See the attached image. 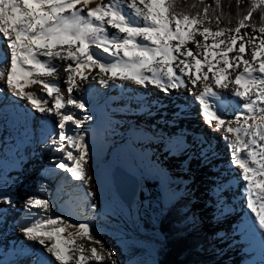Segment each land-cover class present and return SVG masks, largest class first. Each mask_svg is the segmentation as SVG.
<instances>
[{
    "label": "snow or ice",
    "instance_id": "1",
    "mask_svg": "<svg viewBox=\"0 0 264 264\" xmlns=\"http://www.w3.org/2000/svg\"><path fill=\"white\" fill-rule=\"evenodd\" d=\"M241 2L237 0V6ZM262 7L264 0H252L246 14L231 26L232 17L226 18L220 0L191 4L186 0H0V44L6 43L8 50V54L0 52V80L6 82L0 86V97L6 87L35 112L56 118L59 131L52 150L61 156L54 167L87 186L92 177L85 166L92 149L81 129L91 117L73 111L86 108L83 98L74 95L80 82L91 80L108 87L131 81L145 88L151 85L165 95L187 91L199 102L205 124L222 133L230 164L241 170L247 208L264 233V15L258 24L253 20ZM249 28L251 34L242 32ZM57 61L68 62L66 90L49 79H59ZM37 85L45 95L26 91ZM229 90L235 98L234 117L225 111L229 98L223 93ZM186 112L180 107L173 115L179 120L186 118ZM184 131L178 143H187L188 131ZM192 135L201 158L207 162L209 155L216 156L211 139ZM0 202L16 203L2 188ZM52 207L47 198L26 200L21 230L27 239L37 242L58 264L93 260L101 264L104 256L97 248L77 243V238H86L103 250L95 228L88 221L50 213ZM5 211L0 209V219ZM107 255L117 264L112 251ZM39 264L52 261L41 252Z\"/></svg>",
    "mask_w": 264,
    "mask_h": 264
},
{
    "label": "bare ground",
    "instance_id": "2",
    "mask_svg": "<svg viewBox=\"0 0 264 264\" xmlns=\"http://www.w3.org/2000/svg\"><path fill=\"white\" fill-rule=\"evenodd\" d=\"M110 32H115V30H110ZM0 40H2V36H0ZM0 52L6 53V49L5 47H3V45L0 46ZM56 63L59 66V79H56L54 77L49 78V79L53 83L60 84L61 87L66 90V85L64 84V80H66L68 73L64 72V67H65V64L68 62L57 61ZM95 71H98V70H95ZM5 84H6L5 81H2V80L0 81V86H5ZM133 85H136V84L132 83L131 81H124V82L117 81L115 86L110 84L106 88L100 85L99 83L90 80L87 83L80 82L81 90L75 91L74 95L78 97L85 96L84 94H82V90L88 89L89 87L93 89V92H95L96 94H99L98 92H102L103 96L105 97L106 95L111 94L109 91L111 90V86H112L114 88V91H116V88L119 89V92L117 93L115 92V95L119 94L122 99L123 98L125 99V98H129V96L133 94V90L128 89V87L130 88ZM136 90L138 92H135V93H137L136 95H138L140 98L139 102H135V105L137 106L136 108L137 109L138 107L142 108L144 112L146 111L148 113V115H151L152 113H154L156 116L159 117L160 121H162L163 124L159 125L157 123V124H153V127L147 128V127H144L143 125L142 126L138 125L132 119H129L126 123V126L120 127V130L118 133L113 132V129L110 127L111 124L108 127L107 132L105 131L103 133V137L107 145L106 147L107 150L106 152L101 154V152L92 149L90 153L91 162L87 165L88 174L92 176L93 180H95L97 184V188H98L99 197H100L99 199L103 204V206L98 211L88 212L89 211L88 205L91 204L90 203L91 200L89 196L87 195V192L89 190L87 186L82 185V183L78 181H72L71 183L66 184L67 180L65 179L64 174H63L64 172L62 170L54 167L52 169L53 174L51 175L49 172L50 167L46 168V165L44 163L41 164V162L37 161L35 164L39 165L40 171H36L35 169L34 173L36 176H38L41 179L39 184L44 185L46 184L45 182L47 181L48 182L59 181L63 185L61 191L70 197V201H75V209L79 213L78 220L71 219V218L70 219L76 222L88 221L90 225L94 227L95 230L97 231L98 233V236L96 237L97 239L101 240V237H102L101 231L103 230L104 227L110 228L112 230H118L119 232L121 231L123 233H127L126 231L128 230L130 224L133 227H136V225L140 223L139 222L140 221L139 220L140 209L144 207L145 205L152 204L154 202V199L156 198L164 199V194L167 192L168 187H170L172 184L175 185L176 183L175 182V183L169 184V182H166L167 178L164 179L163 174L166 175L167 170L163 169L164 165L162 166L161 164L158 163L159 157H156L153 154V152H149L151 149H149L150 147L147 143L138 142L139 143L138 145V144L131 142V138L128 137L126 138L127 140V143L125 144L126 146H122V143L119 139L125 136H128V133L126 132V130L128 128H132V132L134 135H138V137L147 136V138H149L151 141L154 142L155 146L156 145H158V147L161 146L163 148L162 150L164 151L167 150V152H170V155L176 154V157H175L176 161H179L180 164H183V165L186 164V168L183 167L185 168V170L187 169L189 170L190 169L189 165H191V167L193 168L192 171H194V174H195L194 178L198 176V173H201V169H203L204 165L207 166L206 164L212 163L211 164L212 166H210L209 169H211L214 172L213 178H215L216 180L215 182L219 181L217 182L219 184H215V183L210 184L209 186L210 190L209 189L208 190L211 193H209V197L212 198L213 196L212 194H214V196L216 195L215 200L205 199V202H208L209 206L214 205V207L217 206L218 208H221V209L223 207L226 208L225 211H221L218 213L219 214L218 220L220 219V220L226 221L229 218H233V220H235V224H233L234 231H235L234 235L236 236V235L241 234V236H244L243 242L247 244L248 246L247 250L250 256L248 264H264V240L261 239V236L264 235V233H262L258 228V224L255 220V214L252 213L251 210L247 208V199H246V196L243 195V190L245 188V182H243L239 178L241 170L238 168H235V166L230 164V149L227 143L221 138L222 133L214 132L211 128H209L208 125L205 124L203 117L201 115V109H200L199 102L195 100L194 96L191 95L192 97L191 99L193 100L189 101L188 99H185L182 96H179L176 91H173L168 95H165V93L155 89L151 85H149L146 88L140 85H136ZM26 91H34V92L39 93L40 95H45L42 89L40 88V86L38 85L33 86L32 88L26 89ZM153 91H157L158 94H155ZM8 92L11 93L5 87L2 97H5ZM227 92L228 94H230L229 98H234L232 96L231 90L226 91L225 93ZM65 95H66V91H65ZM144 98H149L150 100H152L153 105L148 107L142 104ZM19 101H21L20 103L21 105L23 104V106H26V103H24L25 101L23 100H19ZM116 103H119V102H116ZM183 105L184 107L188 109L187 111H189V113L186 112V118H183V119L181 118L177 120L176 117L173 115V113L176 112L178 108L182 107ZM191 105L194 106L195 108L194 107L192 108ZM197 105H198V108H197ZM130 106L132 107L134 106V104H131ZM120 107H118V109H120ZM126 108H128V104L125 105V109ZM73 111H75L76 115L79 117L84 113V111H80V110H73ZM225 111H227L229 115L233 117L236 114V111L232 110L231 107L229 106H226ZM12 113L15 115V117H18V119L22 121L23 117L20 115L19 112L12 110ZM5 115H6V111H2L0 109V120L5 118L6 117ZM32 117H33L32 123L33 122L36 123L34 126L36 125L41 126V129H42L40 131L41 133L45 131L43 130L45 127H48L49 125L53 124L52 121L56 122V118L54 116H47V119H46L44 116H42L41 114H38L37 112H34V115ZM122 117H126V116L121 115L118 118L115 117L114 119H111V120L118 122L119 118H122ZM150 121H153V120L149 118V122ZM4 128H6L5 130L8 131V133L11 136H14V135L16 136L17 147H19L18 136L13 131V125L10 123L9 119H7L6 125L2 126L0 124V129H4ZM202 128H203V131H201ZM21 129L22 131L25 132L26 136L29 138L30 141L32 140L33 137H35L34 130H33L34 131L33 135H30V131L27 130L28 128L25 125H22ZM135 129H138L139 131H136ZM185 129H187L188 131L187 143L186 144L178 143V141L182 140L185 137V131H184ZM207 129L210 132H208ZM81 130L85 131L84 125L82 126ZM81 130H78V131H81ZM205 131H207V133ZM148 133L150 134L147 135ZM212 133L218 134V137H216V140L218 142L220 141V143L222 144L221 146L225 147L226 152H221L219 149H217L218 147L217 142L212 141V143L214 145L216 144L217 146L216 147L217 154L215 157L209 155L208 160L206 162L200 156V148L197 146H194V139H193V135L191 136V134L201 135V136L208 137L211 140H215V138H213L212 136ZM8 139H10L9 135H8ZM56 139L57 137L54 135L51 138H48L47 136L42 137L41 147L34 145V148L32 146L28 148L29 157L33 158L35 154V156L38 155L39 157L38 159L41 160L43 156L48 153L46 151H49V154L51 157L56 156V154H60V153H57L51 150V148H53V141ZM12 143L13 142H11L10 140H7L6 142L7 147L10 149V151L12 150V147L14 146V144ZM128 143L131 144L130 149H129V146H127ZM50 146L52 147L50 148ZM146 148L149 150L148 152L144 151V149ZM129 151L133 153V155L137 154L136 156L142 155L143 157L141 158L139 156V158H141L143 163H140L138 159L132 160V157L128 154ZM41 152H43V154H41ZM9 159H8V162H10V164H16L21 161V157L18 154V149H17L16 157H14V161L13 162L9 161ZM5 161L7 164L6 166L7 168L15 167L13 165H10L7 162L6 158L4 156L2 157V155L0 154V166ZM114 165H118L121 168L124 167L125 168V169L123 168L124 170L127 169L129 172L134 173L139 178L137 176L136 177L141 180V184L139 180L138 193L133 203H131L133 206L130 205L132 207L130 208L129 212H126L123 210L121 206L122 204H120L115 193H113L114 191L111 188L110 182L108 180L109 172L113 168ZM194 167L198 168L196 172H195ZM14 169L15 168L9 169V171H14ZM146 169H150V170L154 169L160 172L159 174H157L156 173L157 171L149 170L148 172ZM40 172L43 173L42 177L40 176ZM8 175L12 176L11 174H8ZM204 178L202 179L204 182H206V179ZM227 184H229V187H226ZM50 185L52 186L53 184L50 183ZM37 186L39 185H36V183H31V185L28 186L27 189L31 188L32 194L34 192V194H38L39 196L40 193L39 191H37L39 187ZM74 186H76L77 191H74V188H72ZM224 189L225 190L228 189V192L230 191V193H228L230 194L229 198H232V201L235 202L233 205H231V207L229 205L228 206L225 205V201H224L225 194L223 192ZM51 191L52 189L49 190L47 193L43 192L42 194H40V196L41 197H43V195L46 196V198L53 205V207L50 209V213H55V208H54L55 200H53L51 197L52 196ZM31 196H29L26 192L23 194L19 193L18 195L15 196V199H14V201L16 202L15 207L16 209H18L17 210L18 212L16 216H12V219H8L7 222H9L10 226H12L11 225L12 220L14 222L17 219H23L20 221L21 224L25 222V219H26L25 202ZM16 199H19V200H16ZM108 199L110 201H108ZM229 204H231V201ZM5 206L13 207L10 204L0 202V209ZM91 206L93 207V204H91ZM228 207H230L231 209ZM206 208H207V205H206ZM33 211L36 212L39 210L33 209ZM236 220L238 221L236 222ZM139 225H141V223ZM9 229L12 230L11 236L5 234L4 229L0 227V241H3V242H0V247L12 245L13 242L17 240L18 241L25 240V242H28L34 246V254H31V257H33V255L35 254H41V252H44L42 247L37 242L29 241L27 237L24 235V233L21 232L22 230L19 231L17 229H13L12 227ZM141 234L139 235V237L138 236L136 237V242L139 244L145 243L144 242L145 239H148V238L152 239L153 237V236L141 237ZM87 244L88 242L85 245L86 247H87ZM88 245H90L91 247L92 244L90 243ZM108 251L109 249H107V252ZM220 253H222L221 250H220ZM45 257L46 259L51 260L52 264H58V262L55 261L54 257H52L50 253L47 252V255L45 254ZM148 257H151L149 253H148ZM228 260L230 259L228 258ZM110 262L107 261V259L106 260L104 259L101 262V264H109ZM147 263L154 264V259L153 258L152 259L143 258L141 260L132 261L129 264H147ZM91 264H97V262L93 260L91 261Z\"/></svg>",
    "mask_w": 264,
    "mask_h": 264
},
{
    "label": "rangeland",
    "instance_id": "3",
    "mask_svg": "<svg viewBox=\"0 0 264 264\" xmlns=\"http://www.w3.org/2000/svg\"><path fill=\"white\" fill-rule=\"evenodd\" d=\"M244 31H247L248 33L251 34V29H242V32H244ZM2 39H3V37H2ZM198 39H201V38H198ZM209 43H211V40L209 41ZM2 45L6 49V54H8L6 43L0 44V46H2ZM189 47H194V45H189ZM94 72H95V70H94ZM86 74L91 76L93 73L88 72ZM128 89L133 90V94H131L128 99H123V100L121 99V103H122V101H124L126 104L129 105L128 108L125 111H123L122 115H125V116L131 115V116L120 118L119 119L120 123L118 122V124L120 126L121 125L125 126L127 121L129 119H132L136 124L141 125V126L143 125L144 127H147V128H151V127H153V124H157V123L159 125H162L163 122L160 121L159 117L156 116L154 113H152L151 115H148V113L146 111L144 112L142 108H139V107H138V109L136 108L137 106L135 105V102H139V100H140L139 96L136 95L137 93H135V92H138L136 90V85H133L130 88L128 87ZM80 90H81V88H80ZM153 92L155 94H158L157 91H153ZM177 93L179 96H182L183 98L188 99L189 101L193 100V99H191L192 98L191 95L183 89ZM8 96H9V92H8V95L0 98V100H1L0 103L7 102L12 97L11 95L9 97ZM131 103L134 104V106L131 107L130 106ZM142 104H144L148 107L153 105L152 100H150L149 98H144ZM182 107H184V105ZM191 107L193 108L194 106L191 105ZM187 112L189 113V111H187ZM132 115H134L135 117H133ZM149 118H151L153 121L149 122ZM52 123L55 127L56 122L52 121ZM55 128H56V131H53L54 133L52 134V136L54 135L57 137L59 129L57 127H55ZM33 129H36V128L32 127L31 131ZM135 130L139 131L138 129H135ZM140 131H142V130H140ZM148 131H150V130H148ZM201 131H203V128L201 129ZM207 131H208V129H207ZM207 131H205V132L207 133ZM208 132H210V131H208ZM150 133H148L147 135H149ZM37 135H39V134H37ZM191 136H192V134H191ZM212 136H213V138H215V140H212V141L217 142L218 147L215 144L217 149H219L221 152H226L225 147L221 146L222 144L220 143V141L218 142L216 140V137H218V134L212 133ZM0 137H2L0 140V154L2 155V157L4 156L6 158V157H8V155L5 153L6 148L4 147L3 143L6 140L7 132L4 129H0ZM53 138H55V137H53ZM35 140H36V142H35L36 146L41 147V145H39L40 143L36 137H34V141ZM149 140L150 139L147 137H142V139H139L138 142L139 143L145 142L149 145V147H150L149 149H151L152 151L151 150L149 151L147 148L144 149V151L145 152L146 151L147 152L148 151L153 152V154L156 157H159L158 163L161 164L162 166L164 165L163 169L167 170V174L170 176V178L173 179L174 183L176 182L175 185L172 184L170 187H168L167 192L164 194V199L163 198H159V199L156 198V199H154V202L152 204L145 205L144 207H142L140 209V211H139V214H140L139 220L140 221L139 222L141 223V225H139L140 224L139 223L138 225H136V227H133L130 224L129 228H128L129 231L128 230L126 231L127 233H123L121 231L119 232L118 230H112L110 228L104 227L103 230L101 231V233H102L101 241L104 245L103 250H101L100 245L93 244L90 241H88L86 238H84V239L77 238V243L83 244V245H86L87 242H88V244L91 243L92 244L91 247L88 244H87V247L86 246L85 247L89 248V249L92 247L97 248V251H99L100 255L104 256V259L105 260L107 259V261L110 262L111 259H109L108 255H107V249H109L110 251H112L114 253V256L112 257V259H115L117 264H129L132 261L141 260L143 258H146V259H152L153 258L154 259L155 258L154 247L158 242H160L161 238H160V236H158L157 230H155V229L151 232L145 231L142 227V221L145 219H148L150 221L151 225L155 226L157 221H158L160 214L167 208V206L171 202H174L176 200V198H178V196L181 195V193L187 192L191 196L192 208H193V206H197V208L193 209V210H194V214H196L198 216V219L200 220L202 231L206 232L208 234L210 233L212 235V240L216 246V248H215L216 253L214 255L221 256L220 254H217L218 251L221 250V252L223 254L222 257L227 259L228 264H245V262H246V264H248L250 256H249V253L247 250L248 246H247V244H245L243 242L244 236H241V234L236 235V236L234 235L235 231H234V225L233 224H235V220H233V218H229L226 221L220 220V219L218 220V217H219L218 213L221 211H225L226 208L223 207L221 209V208H218L217 206L214 207V205L209 206L208 202H205V199L206 200H209V199L215 200L216 195L214 196V194H212L213 195L212 198L209 197V193H211L209 191L210 190L209 189L210 184H214V183L219 184V183H217L219 181L215 182L216 180H215V178H213L214 172L211 169H209V167L212 166L211 165L212 163L206 164L207 166L204 165L203 169H201V173H198V176L194 178L195 174H194V171H192L193 168L191 167V165H189V167H190L189 170L188 169L185 170L186 164L183 165V164H180L179 161H176V159H175L176 154L170 155V152H167V150L166 151L162 150L163 148L161 146H159L160 150L158 151L156 148V146H158V145L155 146L154 143L149 142ZM120 141L122 142V138ZM139 143H135V144L139 145ZM50 145H51V143H50ZM123 146H125V145H123ZM51 147L52 146H50V148ZM52 149L53 148H51V150ZM15 150L17 151V147L15 148ZM46 152H48V153L45 154L41 160L38 159L39 158L38 155L35 156V154H34L33 158H28V160L26 162L27 166H26V164H24V165L22 164V165H19L18 167L7 168L6 167L7 166L6 161L1 164V166H0V187L4 190V192L6 194L10 195L13 200L15 199V196L18 195L19 193L23 194L25 192L29 196L32 195L31 197L46 198L44 196L41 197L40 194L43 192V190L47 191L49 189L50 190L52 189L49 187V186H51L50 185L51 181L45 182L46 184H44V185L39 184L41 179L35 175L34 170L36 169V171H40V169H39V165H36L35 163L38 161V162H41V164L44 163L46 165V168L50 167L49 172L52 175L53 174L52 169L54 168L55 161L57 159H59L61 156V154H56V156L51 157L49 154V151H46ZM41 154H43V152H41ZM128 154L132 157V160L138 159L140 163H143L141 160V158L143 157L142 155L136 156L137 154L133 155V153H131L130 151ZM139 156L141 158H139ZM6 160H7V158H6ZM142 166H143V164H142ZM85 167H86V171L88 173L87 165ZM183 167H185V168H183ZM12 168H15L14 171H9V169H12ZM145 168H147V167H145ZM194 169H195V172H196V170H198V168H195V167H194ZM146 170L149 172L150 169H146ZM150 171H157L156 172L157 174H159V172H160V171L154 170V169L150 170ZM7 174H11L12 176H9V175L7 176ZM176 174L177 175L180 174V175L177 176ZM132 175H135V174L132 173ZM40 176L42 177L43 173L40 172ZM89 176H91V175H89ZM135 176H137V175H135ZM164 176H165V174H163V177ZM65 177H66V180L68 182H71L72 179L68 174H66ZM202 178L206 179V182H204ZM164 179H166V178H164ZM139 180L140 179H138V181ZM31 183H36V185H39V186H37V187H39L37 189V191H39V192L41 191L39 196H38V194H34V192H33V194H34L33 195L31 188L27 189V187L30 186ZM140 184H141V180H140ZM226 187H229V184H227ZM87 188L89 189L88 191H91L93 193V195L89 196V198L91 200L90 203L93 204V207L91 206V204L88 205V210H89L88 212L98 211L103 206V204L99 199L100 197H99L98 188H97V184H96L95 180L92 179L89 182V184L87 185ZM37 191H36V193H37ZM223 192L225 194V198H224L225 205H227V206L229 205L231 207V205H233L235 202L232 201V198H229L230 194H228V193H230V191L228 192V189H226V190L224 189ZM85 194H86V192H85ZM108 201H110V200L108 199ZM230 201H231V204H229ZM206 205H207V208H206ZM12 206L13 207H6L5 206V207L1 208L2 210H6L3 213L2 219H0V227H2L4 230L9 229V227H10V226H8V223H9V222H7L8 219H12V216H16V214L18 212L17 211L18 209H16V207H15L16 204H14ZM121 206H122L124 211L129 212L130 208L133 205L130 207L124 206V205H121ZM230 207H228V208H230ZM216 212H217V214H216ZM231 217H232V215H231ZM237 221L238 220H236V222ZM140 234H141V237H143V236H147V237L153 236V237H152V239H150V238L145 239V240H147V241L144 240L145 243L139 244L136 242V237L137 236L139 237ZM0 242H3V241H0ZM128 245H132L135 247H138V246L143 247L144 248V254H142L138 257H134L132 259H127L125 252L128 248ZM148 253H149V255H151V257H148ZM89 254H90V252H85V255H89ZM228 258L231 261L228 260ZM216 260H218V259L216 258ZM109 264H112V261ZM147 264H150V263H147Z\"/></svg>",
    "mask_w": 264,
    "mask_h": 264
},
{
    "label": "trees",
    "instance_id": "4",
    "mask_svg": "<svg viewBox=\"0 0 264 264\" xmlns=\"http://www.w3.org/2000/svg\"><path fill=\"white\" fill-rule=\"evenodd\" d=\"M214 3V0H208ZM222 11L232 17V25L240 15L246 14L252 0H242L237 6V0H220ZM187 4L197 3V0H186ZM264 15V7L258 8L253 14V20L258 24L260 16ZM224 24H221L223 27ZM250 29V28H249ZM190 199L178 198L170 203L160 214L155 226L148 220L142 222L145 231L157 230L161 240L154 247V264H228L226 260H216V251L211 234L202 231L200 220L190 213ZM189 215L192 217L189 219ZM127 258L132 259L144 254L142 247L128 245ZM231 261V260H230Z\"/></svg>",
    "mask_w": 264,
    "mask_h": 264
},
{
    "label": "water",
    "instance_id": "5",
    "mask_svg": "<svg viewBox=\"0 0 264 264\" xmlns=\"http://www.w3.org/2000/svg\"><path fill=\"white\" fill-rule=\"evenodd\" d=\"M109 181L120 204L129 206L138 192V181L128 171L115 166L110 173Z\"/></svg>",
    "mask_w": 264,
    "mask_h": 264
}]
</instances>
